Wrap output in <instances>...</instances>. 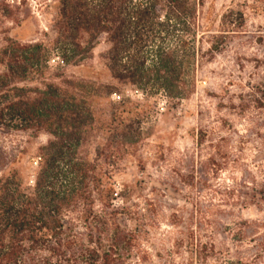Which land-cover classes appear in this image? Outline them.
<instances>
[{
	"label": "trees",
	"instance_id": "trees-1",
	"mask_svg": "<svg viewBox=\"0 0 264 264\" xmlns=\"http://www.w3.org/2000/svg\"><path fill=\"white\" fill-rule=\"evenodd\" d=\"M59 3L55 44L62 60L78 64L106 41L103 58L116 84L79 78L56 85L44 78L38 86H20L39 70L47 45L32 42L12 48L0 73V264H124L144 239L142 230L130 224H150L154 203L145 195V206L135 201L133 186L116 191L112 168L124 153H139L149 133L142 125L145 112L128 96L111 102L105 119L100 107L112 94L122 95L121 85L134 87L144 98L164 95L171 102L193 93V60L203 56L189 38L195 35L196 9L191 0ZM210 42L213 50L214 40ZM234 81L230 77L220 92L238 101V115L249 117L253 108L264 115V78ZM219 120L216 126L199 129V167L187 156L178 160L171 173L176 191L210 188L213 179L232 166L229 138L220 134L229 123ZM14 132L48 135L36 149L32 175L16 167L26 148L8 144L6 137ZM225 194L230 197L234 190ZM263 196L264 191L256 190L245 200L259 204ZM196 214L199 224H205V213L197 209ZM238 224L264 220L243 219ZM196 247L201 257L215 254L202 244ZM263 254L264 243L256 245L252 264Z\"/></svg>",
	"mask_w": 264,
	"mask_h": 264
},
{
	"label": "rangeland",
	"instance_id": "rangeland-1",
	"mask_svg": "<svg viewBox=\"0 0 264 264\" xmlns=\"http://www.w3.org/2000/svg\"><path fill=\"white\" fill-rule=\"evenodd\" d=\"M191 3L196 9V27L194 37L189 38L203 52L193 60L197 70L193 73V93L171 102L164 95L144 98L132 86L117 85L122 95L112 94L102 100L100 107L105 119L109 104L128 96L145 112L142 125L149 133L139 153H124L112 168L116 191H122L125 185L133 186L135 201L145 206V195L154 203L155 217L151 216L150 224H130L142 230L144 239L125 257L124 264H252L253 250L264 243V224H238L243 219L264 220V201L254 204L245 200L256 190L264 191V115L255 108L249 117L238 115V101L220 92V86L230 77L242 84L264 78V0ZM59 6V0H0V60L4 61H0V73L6 70L15 45L42 42L47 45V57L38 71L18 85L38 86L44 78L56 85L79 78L116 84L103 58L108 49L106 41L98 43L91 55L78 64L62 60L55 44ZM230 87L237 92V84ZM219 117V121L225 118L229 123L220 134L229 138L232 166L214 178L210 188L176 191L172 174L178 160L187 156L194 167L200 166L199 129L216 126ZM241 136L245 139L241 140ZM6 138L10 145L25 146L16 167L32 175L38 160L36 149L46 143L48 135L28 137L14 132ZM231 189L234 194L228 197L225 192ZM197 209L205 213V224H199ZM199 244L215 254L199 256ZM142 256L146 262L141 261ZM256 263L264 264V254Z\"/></svg>",
	"mask_w": 264,
	"mask_h": 264
}]
</instances>
